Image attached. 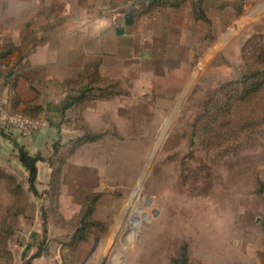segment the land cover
Segmentation results:
<instances>
[{
	"label": "rangeland",
	"instance_id": "1",
	"mask_svg": "<svg viewBox=\"0 0 264 264\" xmlns=\"http://www.w3.org/2000/svg\"><path fill=\"white\" fill-rule=\"evenodd\" d=\"M238 4L223 8L217 38L215 24L173 71L156 74L127 56H77L60 79L70 78L76 95L91 84L92 95L65 116L54 109L50 121L37 103L63 87L20 80V57L36 48L28 37L50 5L0 0L2 144L22 135L5 127L12 112L52 127V170L37 194L29 181L25 193L8 190L0 155V264L26 255L22 242L43 238L38 250L58 253L62 264H264V83L251 89L264 77V3L243 12ZM74 27L58 20L54 30ZM41 35L40 44L51 30ZM67 45L64 36L59 47ZM87 213L85 238L58 248Z\"/></svg>",
	"mask_w": 264,
	"mask_h": 264
},
{
	"label": "crops",
	"instance_id": "2",
	"mask_svg": "<svg viewBox=\"0 0 264 264\" xmlns=\"http://www.w3.org/2000/svg\"><path fill=\"white\" fill-rule=\"evenodd\" d=\"M30 3H46L50 5L49 19L39 20L35 33H31L28 41L35 44L34 49L21 55V82L26 81L30 87L39 89L34 81L43 82L45 87L50 85L62 86V95L55 98L48 93L45 100L37 104H45L47 119L54 116L57 109L67 102L71 86L70 78L60 79V70L73 64L76 57L85 55L100 58L112 55L114 57H129L137 63H148L150 70L156 74L176 70L178 65L186 62L191 50L199 47L198 40L212 38L210 31L214 30L216 38L219 34V17L223 8L239 3L240 9L248 8L253 3L257 6L264 0H29ZM65 7L61 19H58V4ZM233 3V4H232ZM241 12V13H242ZM66 20L77 27L69 32L54 30L58 20ZM57 20V21H56ZM210 24L211 29H204ZM50 29V37H45L40 44L41 33ZM208 31V32H207ZM67 39L66 51L59 47L62 38ZM59 40V41H58ZM33 42V43H32ZM55 42V43H54ZM41 45V46H40ZM55 45V48H54ZM201 47V46H200ZM195 54V52H194ZM103 59L99 60V71L102 73ZM86 63L79 71H86ZM102 75V74H101ZM104 80L96 87L104 88ZM88 83H83V85ZM89 86H92L91 84ZM118 94L115 93V97ZM18 97L23 102H29L28 97L21 92ZM17 97V98H18ZM2 97L0 96V102ZM99 100V99H97ZM105 100V98H103ZM87 102V101H86ZM85 102V103H86ZM84 103V104H85ZM60 115H66L69 108L62 110ZM51 126L44 125L31 136H15L9 144H2L3 133L0 130V155L5 159L3 171L17 176L26 189L29 172L19 158L20 148H25L30 154H40L37 160V179L42 182L51 169L47 157V142L51 136ZM19 141H17V140ZM24 145V146H23ZM43 240L36 244L33 241L22 242L26 255L15 257L13 264H62L60 255H43L39 252ZM48 241V240H47ZM21 243V242H20ZM58 248L62 245L56 243ZM22 260L23 262H20ZM12 264V262H9Z\"/></svg>",
	"mask_w": 264,
	"mask_h": 264
},
{
	"label": "trees",
	"instance_id": "3",
	"mask_svg": "<svg viewBox=\"0 0 264 264\" xmlns=\"http://www.w3.org/2000/svg\"><path fill=\"white\" fill-rule=\"evenodd\" d=\"M252 82L255 84H253L251 86V89H254L260 85H263L264 77L262 79H260V81H258V82H257V79L255 78ZM85 85H87V84H85ZM85 85L81 86L80 88L85 87L86 89L83 90L82 93H80V94L78 93V95H76V93L71 92V89H70L69 98H68L67 102L62 105V107H63L62 110L71 107L75 103L76 100H80V99L83 100L84 98L88 97L87 93H89L91 91L90 88L95 87V86H89L90 87L89 88ZM241 91H243V94L246 95L247 92L250 91V88L249 89L244 88ZM236 94L237 95L240 94L239 91L234 93V95H236ZM91 95L92 94L89 93L90 97H91ZM93 97H96V96H93ZM24 113H26V112H24ZM55 118H56V116H55ZM55 118H54V116H52V117H49L48 119H50V121H52ZM19 158H20L22 164L25 166V168L29 172L30 188L37 194L38 190L36 188V179H37L38 170H37L36 162L38 159L41 158V155L40 154H37V155L30 154L25 148L21 147L20 151H19ZM1 174H4V176L6 177V180L8 181L7 183H8V190L9 191L14 192V193H21V192L25 193L23 183L19 182L18 179L16 181V179H14V177L12 176L13 174L7 173L5 171L1 172ZM88 213L83 215V217L81 219V225L76 229V231L71 236V238H69L68 241H65L62 243V245L65 249L70 247V246L76 245L77 242H79L81 239L85 238V237H83L84 233H85V228L89 224V221L87 219ZM7 231L9 232V234L12 233V231L10 229H8ZM40 252L41 251H39L37 253V255L40 254Z\"/></svg>",
	"mask_w": 264,
	"mask_h": 264
},
{
	"label": "built area",
	"instance_id": "4",
	"mask_svg": "<svg viewBox=\"0 0 264 264\" xmlns=\"http://www.w3.org/2000/svg\"><path fill=\"white\" fill-rule=\"evenodd\" d=\"M5 127H14L18 129L23 136H31L37 132L41 126L42 121L20 112L10 113L4 120Z\"/></svg>",
	"mask_w": 264,
	"mask_h": 264
}]
</instances>
